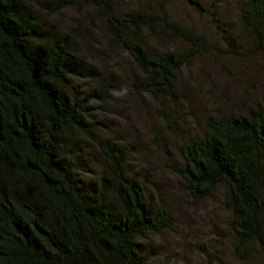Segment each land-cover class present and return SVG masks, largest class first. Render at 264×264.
Instances as JSON below:
<instances>
[{"label":"trees","instance_id":"1","mask_svg":"<svg viewBox=\"0 0 264 264\" xmlns=\"http://www.w3.org/2000/svg\"><path fill=\"white\" fill-rule=\"evenodd\" d=\"M78 1L0 0V264H144L139 240L174 222L172 211L153 206L128 172L126 148L97 136L89 101L71 90L85 65L71 36L51 30L45 15ZM85 1L103 9L112 39L142 74L135 89L155 99L170 98L174 74L209 48L164 11L119 12L108 0ZM183 1L205 13L201 0ZM238 18L242 30L235 36L213 21L234 52L245 34L262 36L264 0H243ZM144 32L188 49L162 52L146 43ZM205 126L181 144L182 162L172 170L194 202L225 188L239 255L251 242L264 248V110L222 112ZM77 136L96 143L102 176L87 177L80 156L66 153Z\"/></svg>","mask_w":264,"mask_h":264},{"label":"rangeland","instance_id":"2","mask_svg":"<svg viewBox=\"0 0 264 264\" xmlns=\"http://www.w3.org/2000/svg\"><path fill=\"white\" fill-rule=\"evenodd\" d=\"M108 1L119 12L141 6L164 11L169 20L192 29L209 46L174 74L170 98L155 99L135 89L143 76L112 39L103 9L79 0L45 15L51 30L71 36V47L85 65L73 78L71 90L89 101L88 120L95 124L97 136L112 137L126 148L128 172L144 187L153 206L173 213L167 230L139 240L144 264H264V248L258 242L249 243L240 255L235 251L238 242L230 228L233 213L224 204L225 188L194 202L172 170L182 162L181 144L188 137H200L208 117L264 110V32L260 37L245 34L235 52L226 47L213 21L217 19L233 36L241 32L243 0H201L203 14L183 0ZM143 35L150 47L162 52L188 49L182 41L158 42L147 32ZM66 153L80 156L79 170L87 177L103 175L94 141L71 137Z\"/></svg>","mask_w":264,"mask_h":264}]
</instances>
